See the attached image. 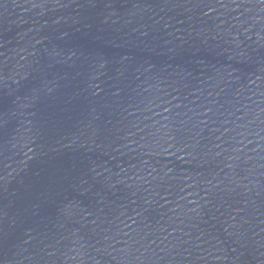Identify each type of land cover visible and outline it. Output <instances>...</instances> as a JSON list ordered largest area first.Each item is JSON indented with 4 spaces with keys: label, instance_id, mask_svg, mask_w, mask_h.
Listing matches in <instances>:
<instances>
[{
    "label": "water",
    "instance_id": "95a60500",
    "mask_svg": "<svg viewBox=\"0 0 264 264\" xmlns=\"http://www.w3.org/2000/svg\"><path fill=\"white\" fill-rule=\"evenodd\" d=\"M0 264H264V0H0Z\"/></svg>",
    "mask_w": 264,
    "mask_h": 264
}]
</instances>
